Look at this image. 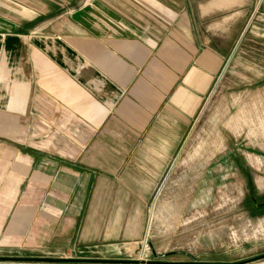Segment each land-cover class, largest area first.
Wrapping results in <instances>:
<instances>
[{
    "label": "crops",
    "instance_id": "obj_1",
    "mask_svg": "<svg viewBox=\"0 0 264 264\" xmlns=\"http://www.w3.org/2000/svg\"><path fill=\"white\" fill-rule=\"evenodd\" d=\"M236 5L0 0V171L27 179L1 203V245L45 238L70 249L118 236L119 221L105 209L114 201L110 177L152 171L154 179L166 170L228 57L225 37L208 31L212 22L196 34L195 16ZM51 128L59 129L54 138ZM130 177L146 190V180ZM138 228L123 238L137 239Z\"/></svg>",
    "mask_w": 264,
    "mask_h": 264
},
{
    "label": "rangeland",
    "instance_id": "obj_2",
    "mask_svg": "<svg viewBox=\"0 0 264 264\" xmlns=\"http://www.w3.org/2000/svg\"><path fill=\"white\" fill-rule=\"evenodd\" d=\"M2 13L9 17L7 10ZM195 20L197 35L212 22L208 31L212 38L225 37L228 57L166 170L154 179L149 175L152 171L130 172V176H140L142 186L146 180V190L136 187L130 176L122 178L121 171L110 177L116 186L114 201L105 209L119 221L118 236L112 240L99 237L70 249H54L45 238L31 245L0 244V256L70 259L0 264L237 261L264 253V208L255 209L247 196L249 191L257 192L258 201L264 200V0H238L236 6L214 10L205 19L195 16ZM214 20L226 22L215 29ZM58 132L51 128L50 136ZM240 167L252 171L251 186L245 185ZM26 180L20 171H0V206L8 195L16 194L21 181L20 195ZM3 211L0 207V216L6 215ZM6 225L2 224L0 233ZM128 227L132 231L140 227L137 239L123 238ZM245 264H264V258Z\"/></svg>",
    "mask_w": 264,
    "mask_h": 264
},
{
    "label": "water",
    "instance_id": "obj_3",
    "mask_svg": "<svg viewBox=\"0 0 264 264\" xmlns=\"http://www.w3.org/2000/svg\"><path fill=\"white\" fill-rule=\"evenodd\" d=\"M264 258V253L250 256L245 259L237 261H179V260H147L148 264H245L252 261H257ZM21 260H35V261H67L68 258H51V257H20V256H0V261H21ZM94 262L107 261L106 259H89Z\"/></svg>",
    "mask_w": 264,
    "mask_h": 264
},
{
    "label": "flooded vegetation",
    "instance_id": "obj_4",
    "mask_svg": "<svg viewBox=\"0 0 264 264\" xmlns=\"http://www.w3.org/2000/svg\"><path fill=\"white\" fill-rule=\"evenodd\" d=\"M238 171L240 172L241 176L243 177L244 181H245V185L248 187V186H251V181H252V171L250 169H247V168H243V167H240L238 168ZM258 193L257 192H252V191H249L247 192V196H249V200L250 202L253 204L254 208L255 209H262L264 208V200H261V201H258V197L257 196ZM246 196V197H247ZM248 199H244L243 202H247Z\"/></svg>",
    "mask_w": 264,
    "mask_h": 264
}]
</instances>
